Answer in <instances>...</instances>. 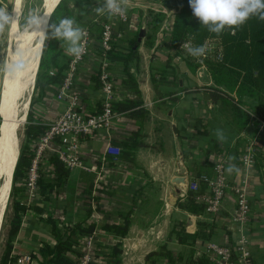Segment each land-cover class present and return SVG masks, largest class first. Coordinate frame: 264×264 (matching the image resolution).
<instances>
[{
    "label": "crops",
    "instance_id": "obj_1",
    "mask_svg": "<svg viewBox=\"0 0 264 264\" xmlns=\"http://www.w3.org/2000/svg\"><path fill=\"white\" fill-rule=\"evenodd\" d=\"M162 2L129 0L127 21L123 23L115 17L109 21L120 41L135 36L139 41L137 58L130 61L127 69L123 62L108 59V72L116 90L115 103L142 102L147 111L145 118L118 112L110 128L81 141L79 154L86 170L72 169L67 184L50 201L37 203L44 209L42 213L29 211L22 217L12 252L19 264H40L32 255L38 254L44 243L55 245L52 227L43 220L44 214L55 219L60 228L95 225L92 237L105 245L108 252H113V247L121 242L119 264L139 259L147 264L148 255L165 245L175 256L189 252V248L171 236L177 224L188 234H199L193 247L196 259L209 256L208 243L234 246L244 236L249 239V264H264V124L255 118L258 101L244 97L242 114L234 108L239 100L236 94L231 95L234 100L228 103L213 102L204 88L214 86L208 70L185 59L186 52L172 48L177 12ZM84 17L80 16L78 23L85 24L88 19ZM64 55L61 60L67 68L69 55L65 52ZM102 67L97 46L91 44L70 95V100H77L88 111L104 99L93 82L94 73ZM127 70L139 93L124 83L128 79ZM53 87L55 94L48 93L34 104V111L44 125L58 119L69 106V102L58 99L60 89ZM217 129L223 130L224 142L218 141ZM133 138L141 146L130 159L105 155L109 144L121 148L123 153L121 145ZM246 152L254 156V166L249 170L240 160ZM228 157L235 159L229 161ZM229 163L240 171L229 174L226 171ZM216 164L225 166L231 185L248 190L251 215L243 225L234 221L237 195L233 191L226 194L220 215L191 213L181 206L187 201L191 183L201 175L215 177ZM206 187L196 197L204 205L211 195L209 186ZM127 216L129 227L125 237L104 228L123 226ZM160 262L167 264L164 259Z\"/></svg>",
    "mask_w": 264,
    "mask_h": 264
},
{
    "label": "trees",
    "instance_id": "obj_2",
    "mask_svg": "<svg viewBox=\"0 0 264 264\" xmlns=\"http://www.w3.org/2000/svg\"><path fill=\"white\" fill-rule=\"evenodd\" d=\"M165 7L175 10L174 26L172 31V48L178 52L184 51L181 45L184 42L191 40L194 46L202 45L208 40H215L217 43L216 52L204 59V66L207 68L214 82L213 87H204L208 92L213 102L224 101L228 103L234 100L231 96L236 94L239 98L237 104L234 105L235 110L242 114L240 109L243 98H256L258 104L255 106V113L260 117V123L264 124V21L256 18L250 19L246 24L232 33V30H226L220 36L214 33H209L207 28L202 26L199 20L193 16L188 0H163ZM64 0L60 2L54 13L52 14L51 24L59 22L65 17L72 18V12L68 9L61 16L58 12L63 5ZM80 12L88 13L91 11L89 6L85 5L83 0H77ZM82 16V15H81ZM61 17V18H59ZM139 45L138 37H128L118 44H113L111 51L107 53V58L111 62L121 61L126 69L131 60L137 58V47ZM218 51L221 52L222 59L217 58ZM64 49L45 48L39 64V71L36 79V89L39 92V99L46 94H55L56 90L53 86L60 89L64 82L63 74L66 64L63 63L61 57L64 55ZM188 53L187 51H184ZM201 60V57H199ZM52 70L54 72H52ZM128 79L124 83L136 93H139L138 85L132 75L128 72ZM94 89H101V70H98L93 75ZM37 102V101H36ZM33 101L27 116L26 126V143L21 146L20 157L15 168L13 177L12 194L15 196L13 200V217L10 222L8 232V240L6 251L3 255L2 264H16L17 259L13 257V242L17 237L22 223L23 214L28 210H33L37 213H42L43 208L39 205L26 206L23 201H20L16 195L19 191L17 184L23 183L27 179L32 162L35 156L34 150L30 144L32 141L43 136L46 132V126L41 122V119L34 111ZM239 104V105H238ZM113 109L119 113L130 112L132 116L144 119L147 111L143 108V103L138 101H125L113 104ZM2 113V112H1ZM1 120V118H0ZM124 152L121 156L130 159L134 155V151L141 146L136 139H131L129 143L121 145ZM49 161L53 167L52 172L40 171L38 186L40 188V196L43 201H50L51 196L63 188L70 177L71 170L61 161L57 155H51ZM207 190L206 184L201 183V188L197 192L189 190L187 201L182 204V208L191 213H200L204 211L205 205L197 202L196 197L203 194ZM90 215V214H88ZM47 223L52 227V236L55 240V245L44 243L38 254H33L32 258L40 264H77L75 258H81L83 253L79 249L81 238L93 235L96 226L93 224H80L73 227L67 226L60 228L58 223L52 217H48ZM129 220L125 217V224L106 225L105 229L115 232L119 237H125L128 232ZM171 236H174L181 245L189 248V252L175 256L172 251L167 249V246H162L159 251L148 255L147 262L156 264L157 259H164L167 264H213L212 261L202 255L195 258L193 249L199 234L191 235L186 232L184 227L177 224L173 227ZM120 246L119 242L113 247V254L108 255L113 259L111 264H119ZM93 264V263H91Z\"/></svg>",
    "mask_w": 264,
    "mask_h": 264
},
{
    "label": "built area",
    "instance_id": "obj_3",
    "mask_svg": "<svg viewBox=\"0 0 264 264\" xmlns=\"http://www.w3.org/2000/svg\"><path fill=\"white\" fill-rule=\"evenodd\" d=\"M114 17L118 18L123 23L127 21V13L122 18L119 16ZM106 18L108 17L105 16V18L100 21L103 24V31L102 33L100 32L102 38L96 45L97 53L103 60V67L101 69L102 85L100 89L104 95L103 102L102 104H96L94 109L88 111L85 107L80 106L77 100H70L71 87L76 79L79 66L87 56L89 47L95 41V36L92 35V31L89 27L85 26L82 28H84L87 33L85 38L86 54L78 60L74 57L68 60L65 79L58 94V99L69 102V106L58 119L45 125L46 132L43 136L32 141L30 144L31 148L34 150L35 156L25 181L26 200L23 204L28 207L40 201V188L38 186L40 171L52 172L53 170L49 157L53 154L57 155L69 170L75 168L86 170L83 159L79 154L81 141L93 137L103 129L110 128L113 121L119 116V113L113 109L116 90L112 77L108 72L109 61L107 58V53L111 51L113 47V35L115 33L111 22L105 21ZM117 37L119 38V36ZM216 47L217 43L215 40H208L207 53L205 56L201 57V61L213 55L216 52ZM184 51L187 50L184 49ZM217 58L219 60L222 59L220 51L217 53ZM58 145L60 146L59 148ZM121 153V148L109 144L106 148L105 155L117 158ZM240 160L246 170L253 168L254 156L250 152L243 153ZM214 169L215 177L201 175L196 182L191 183L189 190L197 192L201 188V183L209 186L211 195L205 200L204 211L210 215L221 214L223 200L226 194L228 191H233L237 195V209L234 213V221L239 223V225H243L251 215L248 190L238 184L231 185L229 183L224 165L216 164ZM82 241L83 238H81V242ZM84 242H87L86 249L88 248L89 252H86L81 258H75L77 264H91L93 256L90 251L92 250V244L95 245V240L91 235L86 237ZM238 242L234 246H221L216 243H208L206 246L207 253L209 254L208 258L213 264H249V239L242 236Z\"/></svg>",
    "mask_w": 264,
    "mask_h": 264
},
{
    "label": "clouds",
    "instance_id": "obj_4",
    "mask_svg": "<svg viewBox=\"0 0 264 264\" xmlns=\"http://www.w3.org/2000/svg\"><path fill=\"white\" fill-rule=\"evenodd\" d=\"M18 2V0H17ZM192 14L200 24L207 28L209 33L220 36L226 30L235 31L246 24L250 19L256 18L264 21V0H188ZM129 0H98V5L93 8L97 15L107 13L113 16L123 17L127 12ZM39 17L35 12H30L25 27L35 25ZM17 26V10L15 6L9 11L7 7H0V33L6 29ZM51 38L57 39L67 44L66 55L80 59L86 54L85 38L86 30L78 25L75 19L65 17L51 24ZM46 35V34H45ZM47 36V35H46ZM48 37V36H47ZM49 38V37H48ZM188 54L194 58L203 57L207 53V42L202 45L194 46L191 40L181 45ZM12 70H20L24 67L22 61L14 63ZM216 137L218 141L224 142L226 136L221 129H217ZM233 161L235 157H228ZM226 171L231 174L233 171L239 172L240 169L233 163H229Z\"/></svg>",
    "mask_w": 264,
    "mask_h": 264
},
{
    "label": "bare ground",
    "instance_id": "obj_5",
    "mask_svg": "<svg viewBox=\"0 0 264 264\" xmlns=\"http://www.w3.org/2000/svg\"><path fill=\"white\" fill-rule=\"evenodd\" d=\"M61 0H46L43 12L35 25L29 27L23 41L19 36L18 27H13L8 32L7 60L4 71V78L1 92V109L3 113L4 123L2 125L3 137L0 142V226L2 228L3 216L7 207L11 190L13 173L15 165L19 157V145L13 136V124L15 121L16 111L20 110L22 122L27 119V111H29L32 91L36 82L39 64L42 57L44 40L47 33V25L51 12ZM22 5V0H15V8L17 10V25L19 18V9ZM22 61L24 67L20 70L13 71L12 65ZM19 101L23 102L19 106ZM1 113V115H2ZM21 125L20 133L23 129ZM21 141V138H20ZM21 143V142H20ZM2 223V225H1ZM1 231V229H0Z\"/></svg>",
    "mask_w": 264,
    "mask_h": 264
},
{
    "label": "rangeland",
    "instance_id": "obj_6",
    "mask_svg": "<svg viewBox=\"0 0 264 264\" xmlns=\"http://www.w3.org/2000/svg\"><path fill=\"white\" fill-rule=\"evenodd\" d=\"M46 0H22V5L19 9V18H18V30H19V36L21 38H23V41H25L26 38H24L25 34L28 36L29 33L27 31L29 30V27H25L26 23H27V18L29 16L30 12H35L38 16L42 14L43 12V8H44V4H45ZM85 2L86 6H89L91 11H89L88 13L86 12H80L79 6L76 4L77 0H64L63 5L61 6L59 12H58V16H61L64 12H66L68 9L72 12V18L75 19V21L78 23V18L82 15L85 16L84 20H87V22L85 24L83 23H78L79 26L81 27H89L90 30L92 31V35L95 36V41L92 43V45L96 44L99 42V40H101L102 38V26L103 24L100 22L102 21L103 18H105V16L107 17L108 14H102V15H97L94 11L93 8L98 5V0H83ZM102 2V0H101ZM164 3V2H162ZM15 6V0H0V7H7L9 8V11H11V9ZM74 15V16H73ZM104 16V17H102ZM61 18V17H59ZM114 19L113 17H109L106 18V22L111 21ZM82 20V21H84ZM98 20V22H97ZM100 27V28H99ZM114 30V29H113ZM8 32L9 30H5L3 33H0V99H1V92H2V83H3V78H4V71H5V67H6V60H7V56H6V52H7V46H8ZM101 32V33H100ZM46 35L49 37H45L44 40V45H43V50L45 48H55V49H64V46H66V43H63L57 39H53L51 38V31L47 30ZM118 34H114L113 35V44H118L120 43V39L117 37ZM97 40V42H96ZM70 59V56L67 57V60ZM185 59L192 61V64L195 65L196 63L197 66H202L205 64V61H201L200 58H194L191 55H189L188 53H186ZM206 68V67H205ZM207 69V68H206ZM37 79V78H36ZM36 87V84H35ZM39 92L36 88H34L33 92H32V97H31V103L33 101L38 100L39 98ZM34 103V104H35ZM255 108V107H254ZM3 117V116H2ZM255 118L257 121H260V117L255 113ZM3 125V124H2ZM26 126H27V119H26V123L23 125V129L21 132V146L24 145L26 143ZM246 151V150H245ZM254 165V164H253ZM19 189V191H17V195L16 197L20 200L25 202L26 198V187H25V182L23 180V183H18L17 187ZM12 189H13V185H12ZM15 196H13L12 194V190H11V194H10V198L8 201V206H7V210L5 212L4 215V219H2L3 225L2 228L0 226V264H2V259H3V255L6 251V246H7V240H8V232L10 229V222L12 220L13 217V200H14ZM84 200L85 197H83ZM83 201V204H86V202ZM39 202H46L43 201L42 197L40 196V201ZM36 204H33L32 206H34ZM31 206V207H32ZM82 208L84 209V211L86 210V208H84L82 206ZM28 211H33V210H28ZM26 214V213H25ZM25 214H23V217L25 216ZM44 216L46 218H43V220L47 221L46 219H48V214H44ZM42 219V218H41ZM86 237L83 238V241L80 243V247L79 249L81 250V252L83 253V255L86 252H89L87 247V242H84V239ZM95 240V239H94ZM86 249V250H85ZM85 250V251H84ZM120 254L122 253V250L120 249ZM92 257L91 263L93 264H99V263H105V264H111L113 262V259L111 257H108V255L113 254V252H108L105 249V245L100 244V242H95V245L92 244V250L90 251ZM236 257V256H235ZM157 259V263L156 264H161L160 259ZM23 263V262H22ZM145 264V261L143 259H139V260H131V262L127 261V264ZM17 264H19V261H17ZM149 264V263H147Z\"/></svg>",
    "mask_w": 264,
    "mask_h": 264
},
{
    "label": "water",
    "instance_id": "obj_7",
    "mask_svg": "<svg viewBox=\"0 0 264 264\" xmlns=\"http://www.w3.org/2000/svg\"><path fill=\"white\" fill-rule=\"evenodd\" d=\"M62 1V0H61ZM60 1V2H61ZM60 2L56 5V7L53 9V11L51 12V15H50V17H49V21H48V25H47V30H48V27H49V23H50V20H51V17H52V14L54 13V11L56 10V8L58 7V5L60 4ZM42 54H43V51H42ZM38 74V73H37ZM35 84H36V82H35ZM34 88H35V85H34ZM34 88H33V90H34ZM22 103L23 102H21V101H19V106L21 107L22 106ZM31 104V103H30ZM19 111L20 110H18L17 109V111H16V113H17V115H16V118H15V121H12V124H13V129H12V132H13V136H14V139H15V141L18 143V145H19V149H20V152H21V143H20V136H21V133H20V129H21V125L23 124V122L21 121L22 120V116H20V114H19ZM29 112V111H28ZM28 116V115H27ZM0 118H1V120H0V142H1V140H2V137H3V129H2V124L4 123L3 121H4V119H3V117H2V115H1V102H0ZM25 123H26V121H25ZM24 123V124H25ZM23 124V125H24ZM20 152H19V157H20ZM19 157H18V159H17V162H16V165H15V168H16V166H17V163H18V160H19ZM15 172V171H14ZM13 177H14V173H13ZM12 185H13V180H12ZM12 188V187H11ZM7 206H8V204H7ZM6 210H7V207L5 208V212H6ZM5 212H4V215H5ZM3 219H4V216H3Z\"/></svg>",
    "mask_w": 264,
    "mask_h": 264
}]
</instances>
